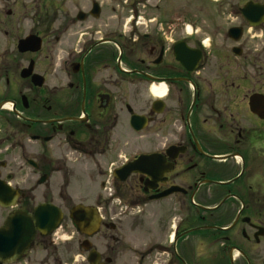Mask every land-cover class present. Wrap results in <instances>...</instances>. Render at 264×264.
<instances>
[{
    "label": "flooded vegetation",
    "instance_id": "obj_1",
    "mask_svg": "<svg viewBox=\"0 0 264 264\" xmlns=\"http://www.w3.org/2000/svg\"><path fill=\"white\" fill-rule=\"evenodd\" d=\"M195 2L0 0V264H264V0Z\"/></svg>",
    "mask_w": 264,
    "mask_h": 264
},
{
    "label": "rangeland",
    "instance_id": "obj_2",
    "mask_svg": "<svg viewBox=\"0 0 264 264\" xmlns=\"http://www.w3.org/2000/svg\"><path fill=\"white\" fill-rule=\"evenodd\" d=\"M55 1L57 4V7L55 8V11L57 12V14L58 15L64 14L65 7L63 6L62 0H55ZM195 1L196 0H183L184 8L185 7L190 8L191 6L196 5L197 3ZM175 2H177V0H165L167 10L172 8V11H173V7L175 5ZM77 264H79V263H77Z\"/></svg>",
    "mask_w": 264,
    "mask_h": 264
},
{
    "label": "water",
    "instance_id": "obj_3",
    "mask_svg": "<svg viewBox=\"0 0 264 264\" xmlns=\"http://www.w3.org/2000/svg\"><path fill=\"white\" fill-rule=\"evenodd\" d=\"M58 219H59V213L55 212L54 213V222L57 224L58 223Z\"/></svg>",
    "mask_w": 264,
    "mask_h": 264
}]
</instances>
